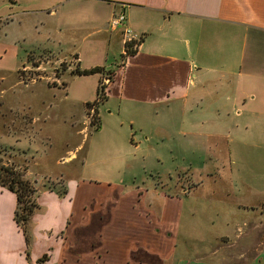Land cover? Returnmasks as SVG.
I'll list each match as a JSON object with an SVG mask.
<instances>
[{
    "label": "crops",
    "instance_id": "obj_1",
    "mask_svg": "<svg viewBox=\"0 0 264 264\" xmlns=\"http://www.w3.org/2000/svg\"><path fill=\"white\" fill-rule=\"evenodd\" d=\"M5 1L1 0L0 4ZM9 1L13 7L0 16V20L9 24L39 13L15 12L20 0ZM71 1L74 4L70 8L82 14L77 25H90L85 28L92 35L87 37L99 38L92 41L91 49L101 57L117 32L123 53L122 27L112 28L110 24L115 16L124 14L126 26L142 36L134 53L124 56L125 60L112 71L105 103L110 105L113 101L118 115L132 113L133 119L145 115L151 119L147 127L130 120L127 136L123 124L107 129L105 166L115 165L122 172L123 166L135 161L136 155L131 151L139 149L140 145L134 143L137 134L145 143L149 138L164 143L176 138L169 128L175 118L180 119L181 125L175 135L183 137L189 133L185 125L196 126L200 115L208 114L211 118L204 122L210 130L201 137L206 154L200 162L202 167L190 168L187 176L179 175L177 180L193 182L191 190L194 191L202 187V178L226 181L234 202L231 211L221 218L216 215V221L207 219L206 231L202 228V219L206 217L202 210L186 205L187 224L182 232L185 244L192 243L193 240L188 239L195 235L215 241L204 254L194 258L187 255L186 249H178L185 220L183 222L184 200L178 197L175 185L170 191L160 193L155 186L147 188L143 184L127 188L115 184L113 189L104 192L123 200L132 197V204L116 205L107 200L105 204L98 203V210L89 203L90 192H82L80 208L69 199L70 195L58 198L47 194L51 205L45 214L35 218L34 233L42 236L41 232L45 231L57 234L67 230L66 254H62L64 244L51 249L53 254L56 252L57 260L62 258L65 264H72L74 260H87V264H264V159L250 163L255 170L245 175L236 151L247 147L264 148V0ZM55 10L49 15L63 16V11H67ZM8 49L12 58L17 59L18 44ZM207 100L210 105L206 104ZM207 106H211L210 109ZM221 109H225V113L219 114ZM100 132L102 128L96 133ZM125 138H129L130 143H125ZM142 156L140 158H145ZM226 169L229 171L226 179L220 178ZM121 175L116 171L111 179ZM56 216L62 221H56ZM68 219L70 224H67ZM54 223L58 227H54ZM214 227L212 235L210 231ZM78 228L93 230L98 245L74 253ZM15 229L22 239L23 252V236L16 226ZM197 230L202 233H196ZM155 244L157 248L159 244L169 246V253L160 255ZM4 258L5 264L14 263L9 260L10 255ZM22 258L23 264H28L24 255ZM36 260L31 259L30 264Z\"/></svg>",
    "mask_w": 264,
    "mask_h": 264
},
{
    "label": "rangeland",
    "instance_id": "obj_2",
    "mask_svg": "<svg viewBox=\"0 0 264 264\" xmlns=\"http://www.w3.org/2000/svg\"><path fill=\"white\" fill-rule=\"evenodd\" d=\"M71 4H74L71 0H20L15 5V12L39 13H32L13 24L0 20V161L4 165H16L24 171L26 178L35 183L40 205V210L35 213L30 223V246L26 248L24 243L22 252V239L13 222L15 197L0 187V264L7 262L4 258L7 255H10L9 260L14 262L10 264H23L22 255L28 264L31 259L35 261L43 255L48 259L43 264L66 263L60 260L62 258L57 260L56 252L53 254L54 250L51 249L64 244L62 254H66L69 244L66 242L67 230L57 234L45 231L41 232L42 236L34 233L35 218L37 220L38 214H45L51 205L47 194L53 193L45 191L44 185L46 182H54L55 179L66 181L68 193L70 192L67 195H70L69 199L79 208L82 206V192H90L89 203L93 207L96 206L97 210L100 206L98 203L105 204L107 200L116 205L132 204V197L123 200L119 196H111V192H104L106 189H113L115 184L127 188L142 187L143 184L147 188L155 186L160 193L170 191L175 185L179 192L178 197L181 201L184 200L183 222L188 215L186 205L194 207L196 211L202 210L203 216H206L202 219L204 231L208 228V218H214L215 221L216 215L221 218L223 214L231 211L234 202L229 194L232 189L229 184L226 187V181L214 182V178H202V187L194 191L191 190L193 182L177 180L179 175L187 176L190 168L202 167L203 163L200 162L206 154L201 139L204 133L210 130V126L204 122L211 118L208 114L200 115L196 126L185 125L189 127V133L183 137L175 135L181 126L180 119L175 118L169 128L176 138L164 143L151 138L145 143L137 134L134 143L140 145L139 149L131 151L136 155L135 161H130L127 167L123 166L122 172L115 165L105 166L106 162L103 160L108 157L106 146L109 141L107 129L123 124L127 136L128 130L131 129L130 120L147 127L151 118L145 115L133 119L132 113L118 115L113 101L109 102L110 105L105 102L100 104L96 112L95 108L106 94L112 71L125 60L119 32L114 35L115 40L110 48L103 52V57L99 56L98 52L93 53L92 41L99 38L87 37L92 35V32L85 28L90 25H77L82 14L81 11L70 8ZM12 5L14 4L9 0L0 4V16H4ZM55 9L58 12L62 9L67 11H63V16L49 15V12ZM70 18L73 21H70ZM66 25L71 28L65 27ZM107 29L109 32V25ZM17 44L18 57L13 59L8 48ZM91 65H101L102 74L79 75L81 70L94 68ZM99 88L102 91L98 98ZM206 102L210 105L209 100ZM220 103L223 104V101ZM218 106L216 104V107ZM210 107L207 106V109ZM221 113H225V109H221L219 114ZM97 118L102 128V132L98 134L94 130L98 124ZM128 139L125 138V143H130ZM236 151L239 153L237 158L242 163L245 175L252 174L251 171L255 170L250 163L264 159V148L247 147ZM142 155H145V158H140ZM83 163L86 165L85 169ZM246 163L247 166L244 167ZM105 167L110 169L106 170ZM116 171L122 175L112 180ZM228 172L226 169V173L220 178L226 179ZM168 175H171L172 179ZM189 192L191 194L184 197ZM56 221L60 222L62 219L57 218ZM70 223L68 219L67 224ZM186 224L185 220L178 239V249H186L187 255H193L194 258L204 254L215 244L214 239L211 242L210 237L203 235L192 236L188 240L193 242L185 244L182 232ZM53 225L58 227L57 223ZM75 231L77 241L74 244V253L86 251L91 245H98L93 230L78 228ZM214 232L215 227L210 233L213 235ZM196 233L202 231L197 230ZM159 245L160 248H157L155 244V250L166 256L170 251L169 246ZM75 263L87 264V260H74L72 264Z\"/></svg>",
    "mask_w": 264,
    "mask_h": 264
},
{
    "label": "trees",
    "instance_id": "obj_3",
    "mask_svg": "<svg viewBox=\"0 0 264 264\" xmlns=\"http://www.w3.org/2000/svg\"><path fill=\"white\" fill-rule=\"evenodd\" d=\"M142 40V37H141ZM139 41V43L141 42ZM138 43V44H139ZM134 53V50L129 51L124 56H130ZM102 67H94L90 69H84L79 71L80 76H92L102 74ZM110 80V79H109ZM101 88L97 90V97L99 98ZM107 94V88H106ZM106 94L101 102L98 103L96 112H98V106L103 104L106 99ZM90 105V104H86ZM95 131L100 129L99 118H97ZM0 187L10 192L16 200L15 210L13 213V222L20 230L25 247L28 248L31 243L30 223L35 213L40 210L38 204V189L35 187V183L26 178L24 171L20 170L16 165H4L0 161ZM44 189L47 192L53 193L58 198H65L68 194V187L66 181L63 179H55L54 182H46ZM28 256V252L26 253ZM28 258V257H27ZM47 256L43 255L36 260L37 264H43L47 261Z\"/></svg>",
    "mask_w": 264,
    "mask_h": 264
},
{
    "label": "built area",
    "instance_id": "obj_4",
    "mask_svg": "<svg viewBox=\"0 0 264 264\" xmlns=\"http://www.w3.org/2000/svg\"><path fill=\"white\" fill-rule=\"evenodd\" d=\"M125 23L126 18L124 14L115 16L110 23L112 28L122 27V44L124 55H126L129 51L134 50L142 37L127 27Z\"/></svg>",
    "mask_w": 264,
    "mask_h": 264
}]
</instances>
